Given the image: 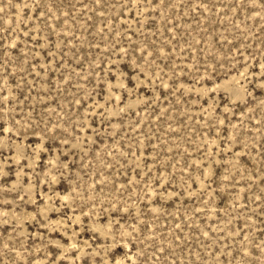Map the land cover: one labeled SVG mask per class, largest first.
Returning a JSON list of instances; mask_svg holds the SVG:
<instances>
[{"label":"rangeland","instance_id":"1","mask_svg":"<svg viewBox=\"0 0 264 264\" xmlns=\"http://www.w3.org/2000/svg\"><path fill=\"white\" fill-rule=\"evenodd\" d=\"M0 264H264V0H0Z\"/></svg>","mask_w":264,"mask_h":264}]
</instances>
